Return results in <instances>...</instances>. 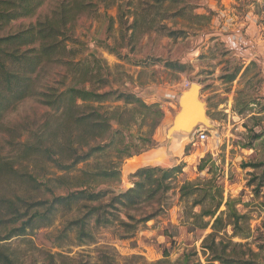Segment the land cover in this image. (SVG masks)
I'll use <instances>...</instances> for the list:
<instances>
[{
    "label": "rangeland",
    "instance_id": "rangeland-1",
    "mask_svg": "<svg viewBox=\"0 0 264 264\" xmlns=\"http://www.w3.org/2000/svg\"><path fill=\"white\" fill-rule=\"evenodd\" d=\"M61 1L47 0L32 18L12 22L5 34L36 23ZM156 1H131L134 9L142 10L141 15L147 11L146 21H152L149 32L138 30L134 37L127 30L133 17L125 16L120 24L116 7L105 9L98 0H91V6L69 27L74 45L67 47L72 49L74 61L95 58L110 71L107 80L102 81L105 73H98V81L86 84L87 88L92 86L98 93L119 90L133 94L146 105H158L164 114L156 126L154 115H144L130 107L116 111L122 107L120 103L104 104L102 111L115 119L114 128L117 121L129 126L114 138L118 149L122 146L120 142H125L142 147L143 151L119 161L124 153L108 148L94 154L88 164L78 166L77 170L91 172L119 164L120 181L109 187L116 194L133 187L131 177L141 168L170 169L183 165L182 173L170 181L171 190L162 200L161 210L155 199L137 211L118 213L119 220L126 223L127 215L140 219L157 213L133 233L124 232L118 222L100 228L91 223V239L80 242L68 225L82 215L81 211L59 213L50 227L0 243L18 264H208L201 252V242L209 230L190 228L188 223L192 220L187 219V214L194 198L181 201L179 188L184 182L205 185L204 182L212 179L221 188L224 202H237L235 209L247 217L251 237L234 239L246 245L238 251L247 253L250 249L259 254L255 262L264 264V186L257 192L264 173V54L249 52L242 57L237 55V46L239 51H245V47L235 43L239 31L244 35L248 20H254L259 31L260 0H179L165 2L163 6ZM121 9L127 13L129 8L123 4ZM168 31L181 35L171 38ZM258 41L264 51L261 33ZM165 65L174 66L167 69ZM180 65L185 67L183 72L173 68ZM233 75L235 79L229 82ZM38 83L62 91L72 86V78L66 75L65 68L51 64L38 74ZM191 84L201 89L200 101L205 105L211 128L198 127L184 134L177 128L168 141L166 131L179 111L178 97ZM50 118L52 130L44 133V138L55 143L59 135L55 131L58 116L35 100L21 103L0 124V167L8 164L19 173L10 176L0 169V198L51 200L46 188L34 191L23 178L25 174L34 176L38 183L52 188V183L47 182L60 176L44 159L26 156L24 151V145L37 144L41 126ZM201 131L207 135L203 142L195 140L196 133ZM149 133L151 146L142 140ZM202 162L204 170L199 172ZM252 165L260 167L253 169ZM52 189L54 194L60 193V189L54 186ZM224 210L222 206L220 211ZM199 211L200 207L193 209L195 214ZM163 252L168 253L167 258Z\"/></svg>",
    "mask_w": 264,
    "mask_h": 264
},
{
    "label": "trees",
    "instance_id": "trees-1",
    "mask_svg": "<svg viewBox=\"0 0 264 264\" xmlns=\"http://www.w3.org/2000/svg\"><path fill=\"white\" fill-rule=\"evenodd\" d=\"M46 1L0 0V124L8 114L27 100L37 101L39 105L58 116L55 131L59 135L56 142L51 138H44V133L52 130L53 121L52 118L46 119L41 126V137L37 144L24 145V151L26 156L44 159L60 174L47 182L52 183V188L54 186L60 189V193L54 194L51 187L38 183V178L25 174L24 183L29 184L34 191H39L41 187L46 188L51 200L30 202L19 197L0 198V232L3 233L0 243L5 244L12 239L25 237L29 232L50 227L57 214H71L75 211H81L82 215L68 226L76 232L80 242L91 239V223L100 228L118 222L124 232L133 233L139 225L155 218L157 213L143 215L140 219L127 215V223L119 220L118 213L137 211L155 199H158V210H161L162 200L171 190L170 181L182 173L183 165L170 169L141 168L131 177L133 187L120 194L109 189L120 181L119 164L91 172L77 168L88 164L94 154L104 152L108 148L124 153L119 161L140 155L143 151L142 147L125 142H120L122 146L118 149L114 138L127 131L129 126L124 127V124L117 121L114 128L112 122L115 119L108 116L106 111H102L104 104L120 103L122 107H117L116 111L130 107L140 110L144 115H154L156 126L160 124L164 114L158 105H146L133 94L119 90L98 93L92 86L86 87V84L92 85L94 80L98 81V73H105L104 79L100 77L102 81L107 80L110 72L106 65L95 58L91 61H74L73 51L67 47V44L74 45L72 37L69 36V27L91 6V0H63L49 15L36 23L17 32L5 34L12 22L32 18ZM131 1L98 0L105 9L116 7L120 24L125 16L133 17L127 30L131 31L134 37L138 30H143L142 33L149 32L152 21H146L147 11L145 15H141L142 10L134 9ZM165 2L177 3L179 0L156 1L160 6ZM123 4L129 8L127 13L121 9ZM167 34L171 38L181 35L173 31H168ZM51 64L65 68L66 75L72 78V86L62 91L49 86H39L38 74ZM172 66L174 65H165L167 69H172ZM173 68L178 72L185 70L184 65ZM234 79L235 75L228 81L232 82ZM151 136L149 133L142 139L146 140L148 146L152 145ZM259 167L260 165H252L253 169ZM0 169L10 176L19 174L8 164H1ZM198 170H204V162ZM75 172L79 176L76 177ZM204 183L205 185L184 182L179 188V196L181 201L194 198L187 214V219L192 220L188 223L190 228L203 232L209 230L201 242V252L206 262L258 264L255 262L258 253L254 254L250 249L247 253L238 251L246 245L234 242V239L248 240L251 237L246 223L247 217L240 215L235 209L237 202H224L221 188L215 185L213 179ZM103 185L107 187L100 188ZM263 186L264 173L257 192H260ZM222 206L225 207L224 211H220ZM196 207H200L198 214L193 213ZM242 226L246 227L243 229ZM260 250H263L262 247ZM245 255L248 258H245ZM163 257L167 258L168 253L163 252ZM15 260L6 247L0 245V264H18Z\"/></svg>",
    "mask_w": 264,
    "mask_h": 264
},
{
    "label": "water",
    "instance_id": "water-1",
    "mask_svg": "<svg viewBox=\"0 0 264 264\" xmlns=\"http://www.w3.org/2000/svg\"><path fill=\"white\" fill-rule=\"evenodd\" d=\"M200 90L198 85L191 84L180 93L177 101L179 111L175 115L172 125L166 131L168 141H170V134H173L177 128L182 134L191 133L198 127L211 128L205 105L200 101Z\"/></svg>",
    "mask_w": 264,
    "mask_h": 264
},
{
    "label": "crops",
    "instance_id": "crops-1",
    "mask_svg": "<svg viewBox=\"0 0 264 264\" xmlns=\"http://www.w3.org/2000/svg\"><path fill=\"white\" fill-rule=\"evenodd\" d=\"M255 23L256 22L252 19L250 21L248 20L247 23L244 24V35L241 33V31H239V34H237L235 43L241 48L245 47V51H239V47L237 46V55L244 57L245 54H248L249 52H255V54H264V51L261 50V47H259L258 44V35L260 36L261 32L260 30L257 31L258 28Z\"/></svg>",
    "mask_w": 264,
    "mask_h": 264
},
{
    "label": "built area",
    "instance_id": "built-area-1",
    "mask_svg": "<svg viewBox=\"0 0 264 264\" xmlns=\"http://www.w3.org/2000/svg\"><path fill=\"white\" fill-rule=\"evenodd\" d=\"M259 9L261 13V23L259 25V30L262 35H264V0L259 1ZM205 139H207V135L204 131H201L199 133H196L195 140L203 142Z\"/></svg>",
    "mask_w": 264,
    "mask_h": 264
},
{
    "label": "bare ground",
    "instance_id": "bare-ground-1",
    "mask_svg": "<svg viewBox=\"0 0 264 264\" xmlns=\"http://www.w3.org/2000/svg\"><path fill=\"white\" fill-rule=\"evenodd\" d=\"M172 134H170V137H171Z\"/></svg>",
    "mask_w": 264,
    "mask_h": 264
}]
</instances>
